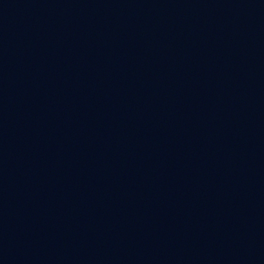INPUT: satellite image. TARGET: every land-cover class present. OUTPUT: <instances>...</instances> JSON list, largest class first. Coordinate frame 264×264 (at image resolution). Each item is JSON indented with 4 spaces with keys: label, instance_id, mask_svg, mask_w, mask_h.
<instances>
[{
    "label": "water",
    "instance_id": "95a60500",
    "mask_svg": "<svg viewBox=\"0 0 264 264\" xmlns=\"http://www.w3.org/2000/svg\"><path fill=\"white\" fill-rule=\"evenodd\" d=\"M0 264H264V0H0Z\"/></svg>",
    "mask_w": 264,
    "mask_h": 264
}]
</instances>
